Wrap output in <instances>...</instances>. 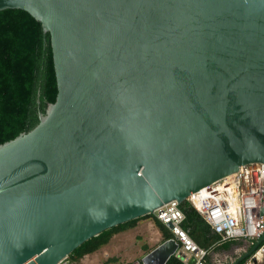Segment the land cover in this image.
<instances>
[{
    "label": "water",
    "instance_id": "95a60500",
    "mask_svg": "<svg viewBox=\"0 0 264 264\" xmlns=\"http://www.w3.org/2000/svg\"><path fill=\"white\" fill-rule=\"evenodd\" d=\"M49 33L57 94L0 143V264L86 239L264 164V0H0ZM262 233L237 264L264 243ZM171 227V223H166ZM169 237L140 259L164 264Z\"/></svg>",
    "mask_w": 264,
    "mask_h": 264
},
{
    "label": "trees",
    "instance_id": "16d2710c",
    "mask_svg": "<svg viewBox=\"0 0 264 264\" xmlns=\"http://www.w3.org/2000/svg\"><path fill=\"white\" fill-rule=\"evenodd\" d=\"M57 94L49 33L41 22L21 8L0 9V143L31 129L39 121ZM184 213L181 226L200 246L208 250L228 249L240 239L220 241L202 215L184 200L179 204ZM151 217L162 233L163 240L171 232L153 213L127 220L94 235L75 247L67 257L78 259L108 242L110 237L134 225L136 220ZM242 259L237 264H243ZM209 261V253L206 256ZM164 264H184L171 255Z\"/></svg>",
    "mask_w": 264,
    "mask_h": 264
},
{
    "label": "built area",
    "instance_id": "2783aa9c",
    "mask_svg": "<svg viewBox=\"0 0 264 264\" xmlns=\"http://www.w3.org/2000/svg\"><path fill=\"white\" fill-rule=\"evenodd\" d=\"M264 193V164L251 162L190 193L186 200L202 215L220 241L247 239L252 243L262 229L260 209ZM176 200H170L153 212L168 227L177 243L174 255L184 264H207V248L198 245L181 226L184 213ZM264 244V243H263ZM256 256V255H254ZM56 264H79L64 257ZM124 264H144L140 258Z\"/></svg>",
    "mask_w": 264,
    "mask_h": 264
},
{
    "label": "crops",
    "instance_id": "0c3cea01",
    "mask_svg": "<svg viewBox=\"0 0 264 264\" xmlns=\"http://www.w3.org/2000/svg\"><path fill=\"white\" fill-rule=\"evenodd\" d=\"M132 229L137 230L135 231L136 238L141 235V238H137L138 240H141L138 258H141L150 249L163 241L162 233L154 223L153 219L151 217H144L136 220L133 226L114 233L108 242L94 251L88 252L78 259L73 260L79 264H124L127 261L126 257L129 255L128 252H126V246L124 247V244L122 245L121 243H118L121 244L118 246L115 240L118 239L117 235L119 236L125 231L132 233Z\"/></svg>",
    "mask_w": 264,
    "mask_h": 264
},
{
    "label": "rangeland",
    "instance_id": "374dc122",
    "mask_svg": "<svg viewBox=\"0 0 264 264\" xmlns=\"http://www.w3.org/2000/svg\"><path fill=\"white\" fill-rule=\"evenodd\" d=\"M133 232L129 233L127 231L123 232L119 236L117 235L118 239L115 242L124 244L126 246V252H128V256L126 257L127 261L132 259H136L139 256V246L141 240L137 238H141V235L136 238V229H132ZM150 236V234H149ZM121 244H118L121 245ZM247 246V243L240 239L239 243H233L230 245L228 249H220V250H209V261L211 264H232L237 256H239L240 252ZM264 244H261L258 249L254 252L253 255H249V257L244 261L243 264H264ZM257 251H260L259 255ZM242 254V253H241ZM256 255V256H254ZM124 260V261H126Z\"/></svg>",
    "mask_w": 264,
    "mask_h": 264
},
{
    "label": "flooded vegetation",
    "instance_id": "af4514ba",
    "mask_svg": "<svg viewBox=\"0 0 264 264\" xmlns=\"http://www.w3.org/2000/svg\"><path fill=\"white\" fill-rule=\"evenodd\" d=\"M242 240H244L247 243V246L239 253L240 255H241V253L246 252L250 248V246L252 245L249 240H247V239H242ZM248 257H249V255L246 256L245 259H247Z\"/></svg>",
    "mask_w": 264,
    "mask_h": 264
},
{
    "label": "bare ground",
    "instance_id": "6f19581e",
    "mask_svg": "<svg viewBox=\"0 0 264 264\" xmlns=\"http://www.w3.org/2000/svg\"><path fill=\"white\" fill-rule=\"evenodd\" d=\"M262 251H264V248H263V250ZM260 254V251H257V254L256 255H259Z\"/></svg>",
    "mask_w": 264,
    "mask_h": 264
}]
</instances>
